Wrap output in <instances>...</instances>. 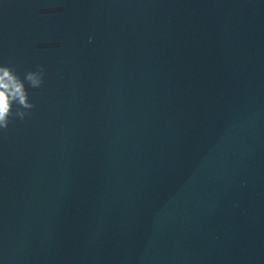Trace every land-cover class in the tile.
Segmentation results:
<instances>
[{"label":"water","instance_id":"95a60500","mask_svg":"<svg viewBox=\"0 0 264 264\" xmlns=\"http://www.w3.org/2000/svg\"><path fill=\"white\" fill-rule=\"evenodd\" d=\"M0 66V264H264V0H0Z\"/></svg>","mask_w":264,"mask_h":264},{"label":"clouds","instance_id":"9594fccd","mask_svg":"<svg viewBox=\"0 0 264 264\" xmlns=\"http://www.w3.org/2000/svg\"><path fill=\"white\" fill-rule=\"evenodd\" d=\"M25 79L34 89L39 88L42 84L39 73L29 71ZM14 102L24 109H32L35 106L28 102L25 85L14 70L8 66H0V129L8 128V118L13 115L12 105ZM15 115L23 120L27 114L18 109Z\"/></svg>","mask_w":264,"mask_h":264}]
</instances>
